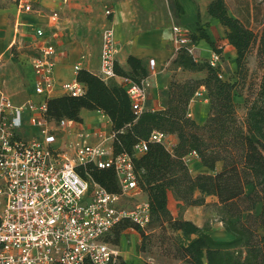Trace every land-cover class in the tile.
<instances>
[{"label":"trees","instance_id":"1","mask_svg":"<svg viewBox=\"0 0 264 264\" xmlns=\"http://www.w3.org/2000/svg\"><path fill=\"white\" fill-rule=\"evenodd\" d=\"M264 0L255 5L252 27L240 16L231 14L227 0H213L208 14L219 21L228 45L236 50V81L220 77L221 69L209 61H197L187 49H180L171 62L175 71L166 91L167 107L144 110L136 115L126 85L116 78L105 81L99 74L81 69L76 80L85 93L78 97L63 95L47 100L46 119L60 123H82L83 110L97 111L111 121L115 155L129 154L133 159L137 184L147 197L149 222L142 227L125 219L114 227L106 241L120 246L125 232L136 231L141 255L159 247L180 264H264ZM194 43L206 40L222 58L223 48L212 42L204 30L192 32ZM204 73V78L176 79V72ZM119 78L142 86L150 77L146 63L130 56L127 68L115 64ZM205 89L210 110L204 124L197 123L190 105ZM242 99L238 102L236 99ZM154 132L174 135L178 141L171 149L150 141ZM146 142L148 150L137 156L135 147ZM194 154L208 171L194 176L186 158ZM220 165V168H219ZM79 174L111 193L121 187L114 169L95 165L81 166ZM178 202L179 215L169 208V195ZM213 205L228 241L212 236L210 222L200 227L184 218L188 208ZM0 249L2 244L0 242ZM114 264H128L119 257ZM147 264H153L147 262Z\"/></svg>","mask_w":264,"mask_h":264},{"label":"built area","instance_id":"2","mask_svg":"<svg viewBox=\"0 0 264 264\" xmlns=\"http://www.w3.org/2000/svg\"><path fill=\"white\" fill-rule=\"evenodd\" d=\"M24 9L32 10L30 6ZM36 35L43 38L45 33L37 29ZM191 35L187 27H173L176 52L184 48L194 55L196 43ZM56 56V47L45 44L33 60L34 92L41 97L39 102L17 107L0 92V264H114L122 253L106 237L125 219L146 226L148 203L134 209L121 206L125 198L143 193L132 157L115 155L114 134L107 124L88 130L75 121L56 124L46 119L48 99L85 93L77 80L57 82ZM209 63L223 71L220 55L213 53ZM115 64V33L108 28L103 35L99 73L105 81L118 77ZM79 70L80 63L75 66V72ZM145 83L139 86L124 79L136 115L145 110ZM26 130L32 136L25 135ZM168 136L154 132L150 141L167 147ZM147 150V143L142 142L135 147V154ZM90 164L114 169L121 192L114 194L85 180L78 168Z\"/></svg>","mask_w":264,"mask_h":264},{"label":"crops","instance_id":"3","mask_svg":"<svg viewBox=\"0 0 264 264\" xmlns=\"http://www.w3.org/2000/svg\"><path fill=\"white\" fill-rule=\"evenodd\" d=\"M0 1L5 4L0 5V92L6 94L15 106L20 107L26 100L32 99L35 102L41 100V97L34 92L33 60L38 55L41 46L45 44H52L57 49L55 59L57 82L68 83L76 80L75 66L79 63L81 69L94 74L100 73L101 46L96 54L84 56V50L80 44L68 38L66 29L69 28V25L65 22L73 9V3L77 0ZM212 1L108 0L110 9L106 12L105 23L115 33L116 63L127 68L129 57L134 56L143 60L150 70V77L145 83L148 92L145 103L146 110L157 111L167 107L166 91L175 74V71L171 70V62L177 53L173 43V27L177 25L187 27L197 35L201 29L204 30L212 42L218 43L223 48L222 70L224 65H230L232 71H236V50L228 45L223 26L208 14V6ZM25 6H30L32 10L26 11ZM76 8L82 9L80 6ZM59 14L64 15L65 19L60 20ZM37 29L44 31L43 38L36 35ZM27 42L30 44L29 46H26ZM213 53L212 47L206 40H199L196 43L194 57L197 61H209ZM181 75H185L186 79L205 77L204 73L178 70L176 76L181 77ZM116 80L124 83L122 78L117 77ZM26 82L30 84V91L25 87ZM197 97H201L202 102H196ZM209 110V98L206 90L202 89L191 102V117L197 123L204 124ZM81 117L83 119V122L80 123L81 126L88 130H97L105 124L111 128L110 119L107 116L104 117L100 112L83 110ZM168 140L171 142L169 149L178 141L174 135H169ZM190 156H194V154ZM141 196L147 203V197L144 194ZM175 204L177 206L178 202L171 193L169 208L172 214L177 217L179 209H175ZM196 208L203 207L188 208L184 213V218L202 227L203 223H199L189 216L190 211ZM220 224L222 237L214 238L221 241L231 240V235L224 230L222 223ZM140 241L141 237L135 231L133 234L135 251ZM118 247L120 249L122 246ZM121 253L125 261H131V256H126L124 250Z\"/></svg>","mask_w":264,"mask_h":264},{"label":"rangeland","instance_id":"4","mask_svg":"<svg viewBox=\"0 0 264 264\" xmlns=\"http://www.w3.org/2000/svg\"><path fill=\"white\" fill-rule=\"evenodd\" d=\"M257 3H259V0H227L231 14L240 16L246 23L250 22L252 27H256L254 15L256 13L255 5ZM0 5L5 4H2L0 1ZM77 6L82 7V9L78 10L76 8ZM262 7H264V4ZM109 9L110 4L108 3V0H77L73 3V9L67 16V20L65 22L69 25V28L66 27V31L69 39L80 44L81 48L84 50V56H87L88 54H96L99 46H101L100 51L102 53L103 35L108 28L105 23V17L107 16L106 12ZM59 19L64 20L65 16L59 14ZM29 45L30 44L27 42L26 46ZM11 71L14 72L12 69ZM221 74L223 76L222 78L226 81H236V74L232 71L230 65H224V69ZM12 76L14 77V75ZM176 79L183 81L186 79V76L181 75V77H176ZM25 87L29 91L31 90L28 82L25 83ZM236 100L240 103L242 102V99L238 97ZM26 101L20 107L26 106L30 101H32V99L27 102ZM196 102H202V98L197 97ZM24 133L27 136H32L28 130ZM168 144L169 146L167 145V147H170L171 142ZM186 163L194 176L208 172L195 155L188 156L186 158ZM215 201L216 200L212 197L207 198L209 205L203 208L192 209L189 216L199 223L205 224L210 222L212 227V236L221 238L222 226L213 208ZM143 203L144 200L142 196L138 195L135 198H125L122 201L121 206L127 209H134L138 204ZM175 209L178 210V206H176V204ZM134 233L135 231H128L127 233H124L121 240L122 247L120 248V251L124 250L126 256H131V261L128 262V264H147V262L153 264H180V262L175 261L171 255L164 253L159 247V244L154 248L153 253L148 255L139 254L137 250L135 251L133 248Z\"/></svg>","mask_w":264,"mask_h":264}]
</instances>
